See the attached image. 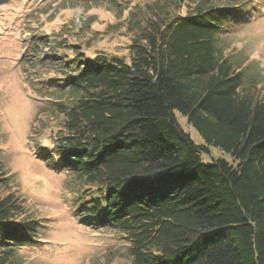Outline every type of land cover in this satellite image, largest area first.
Wrapping results in <instances>:
<instances>
[{
    "label": "trees",
    "instance_id": "16d2710c",
    "mask_svg": "<svg viewBox=\"0 0 264 264\" xmlns=\"http://www.w3.org/2000/svg\"><path fill=\"white\" fill-rule=\"evenodd\" d=\"M181 2L130 13L129 61L49 53L59 73L44 87L64 118L38 150L72 175L80 222L120 233L132 264H264V96L222 41L251 11L198 0L184 14ZM212 147L231 160H205ZM9 180L0 156V188ZM22 199L0 195V264L38 241Z\"/></svg>",
    "mask_w": 264,
    "mask_h": 264
},
{
    "label": "rangeland",
    "instance_id": "374dc122",
    "mask_svg": "<svg viewBox=\"0 0 264 264\" xmlns=\"http://www.w3.org/2000/svg\"><path fill=\"white\" fill-rule=\"evenodd\" d=\"M153 0H0V156L10 184L0 195H20L27 216L40 218L34 245L21 246L10 264H132L128 242L116 230L83 225L75 214L72 175L55 168L38 145L53 146L64 114L56 110L54 89L44 84L58 77L48 62L52 50L73 55L76 46L89 57L103 52L130 60L135 34L130 13ZM198 0H182L187 13ZM244 3L248 17L223 31L225 53L255 78L264 96V0H207ZM31 59V60H30ZM33 61V62H31ZM52 84L45 86H54ZM177 118L196 143L202 136L181 113ZM229 154L212 147L211 157Z\"/></svg>",
    "mask_w": 264,
    "mask_h": 264
}]
</instances>
